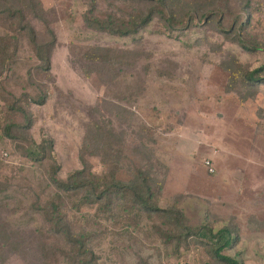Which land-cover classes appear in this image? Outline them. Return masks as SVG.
Masks as SVG:
<instances>
[{
	"label": "rangeland",
	"instance_id": "374dc122",
	"mask_svg": "<svg viewBox=\"0 0 264 264\" xmlns=\"http://www.w3.org/2000/svg\"><path fill=\"white\" fill-rule=\"evenodd\" d=\"M37 1L26 20L46 41L51 35L41 17L53 30L51 69L37 68L40 61L25 38L19 75L5 73L2 78H9L0 85V180L10 185L0 195V224L11 230L9 248L0 249V264H40L33 234L46 225L42 208L51 202L61 204L74 232L90 233V245L107 264H138L140 256L150 264L207 260L199 247L167 257L145 222L141 230L130 228L129 237L124 227L98 217L96 205L75 208L77 199L58 191L47 177L52 161L36 149L44 138L53 142L63 179L82 168L83 160L98 189L109 181L116 161L123 179L136 166L165 176L161 207L176 204L190 224L214 222L215 230L234 217L241 241L226 253H240L244 264H264V85L243 101L229 90L230 73L221 66L235 57L251 70L264 63V51L249 52L226 40L214 29L215 21L196 20L185 30L167 31L155 19L138 35L121 38L92 29L87 0ZM262 3L248 31L264 41ZM129 9L124 1L99 0L100 12L125 17ZM228 17L226 29L232 22ZM5 33L0 24V35ZM92 45L117 49L119 66L98 69L84 61L77 48ZM37 82L47 101L30 106L34 123L29 134L12 140L3 131V97L34 92ZM235 88L243 90L239 83ZM14 119L23 121L21 114ZM206 161L212 162L213 173Z\"/></svg>",
	"mask_w": 264,
	"mask_h": 264
},
{
	"label": "trees",
	"instance_id": "16d2710c",
	"mask_svg": "<svg viewBox=\"0 0 264 264\" xmlns=\"http://www.w3.org/2000/svg\"><path fill=\"white\" fill-rule=\"evenodd\" d=\"M87 1V16L92 29L98 32L125 38L138 35L155 19H159L167 31L185 30L196 20H204L206 23L215 21L214 29H219L226 40L240 44L249 52L264 51V41L248 31L254 10L263 4V0H116L129 4L130 9L125 17L107 10L98 11L99 0ZM38 5L37 0H0V24L7 31L0 35L1 86L4 84L3 80L9 78H2L5 73L19 75L16 67L20 64L19 54L25 38L40 61L37 68L45 72L51 69V53L56 40L53 30L41 17L51 35V39L46 41L26 20V12L34 10ZM229 15L232 22L226 29L224 23ZM118 52L113 47L100 45L77 48L78 55L98 69L118 67L121 63L115 56ZM221 66L230 73L229 90L237 91L243 101L258 94L264 85V63L248 70L238 63L237 58L232 57L230 61H223ZM37 83L38 87L34 92L24 91L19 97L14 93H7V97H3L1 113L3 118L7 119L3 131L12 140L25 139L29 134V129L34 123L30 106L33 103L43 105L47 101L48 97L42 84ZM236 83L240 84L242 91L235 88ZM28 84L33 83L28 80ZM23 88L26 89V86L23 85ZM260 113L264 118V108L260 109ZM18 114L23 118L20 123L14 119ZM36 149L41 155L48 154L52 163L46 170L47 177L58 191H64L77 199L75 208L82 204L96 205L98 217L113 225L124 227L129 237H132L130 228L138 231L141 230L142 222L147 223L162 247L160 252L165 250L167 257L180 256L194 247H199L207 257L205 262L199 264H244L239 258L240 253H226L241 241L240 228L234 217H230L226 224L215 230L214 222L205 221L198 226L190 224L184 210L176 204L161 207L165 176L160 177L144 166H136L129 177L123 179L119 176L120 166L116 161L111 164L113 172L109 181L98 189L94 183L95 176L91 166L85 160L82 168L70 171L63 179L58 175L61 165L54 157L51 139L44 138L36 144ZM26 155L30 156L27 152ZM9 186L8 182L0 180V195L5 193ZM34 207H39L37 202ZM42 209L46 225L38 228L33 234L40 264H107L90 245L89 232H74L60 203L51 202ZM10 232L5 225L0 224V249L3 246L9 248ZM208 236V240L203 238ZM138 264L150 262L140 256Z\"/></svg>",
	"mask_w": 264,
	"mask_h": 264
},
{
	"label": "built area",
	"instance_id": "2783aa9c",
	"mask_svg": "<svg viewBox=\"0 0 264 264\" xmlns=\"http://www.w3.org/2000/svg\"><path fill=\"white\" fill-rule=\"evenodd\" d=\"M3 155H4V156H7V153L4 152ZM205 163H206V165H207V167H208V170H209L211 173H213V172L215 171V169H214V167H213V165H212V162H211V161H206Z\"/></svg>",
	"mask_w": 264,
	"mask_h": 264
}]
</instances>
